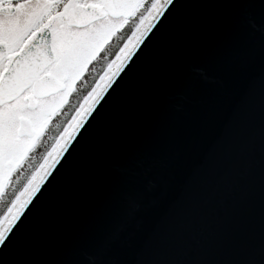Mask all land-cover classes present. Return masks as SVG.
Instances as JSON below:
<instances>
[{
	"label": "snow or ice",
	"instance_id": "snow-or-ice-1",
	"mask_svg": "<svg viewBox=\"0 0 264 264\" xmlns=\"http://www.w3.org/2000/svg\"><path fill=\"white\" fill-rule=\"evenodd\" d=\"M0 264H264V0H0Z\"/></svg>",
	"mask_w": 264,
	"mask_h": 264
},
{
	"label": "water",
	"instance_id": "water-1",
	"mask_svg": "<svg viewBox=\"0 0 264 264\" xmlns=\"http://www.w3.org/2000/svg\"><path fill=\"white\" fill-rule=\"evenodd\" d=\"M215 86V79L213 74L209 72V78L206 81L204 87L207 89H211ZM152 118L154 119H177L178 118V110L175 106V103L168 99L162 100L160 102V108L151 113ZM69 230L73 227V222L70 220L68 223Z\"/></svg>",
	"mask_w": 264,
	"mask_h": 264
}]
</instances>
